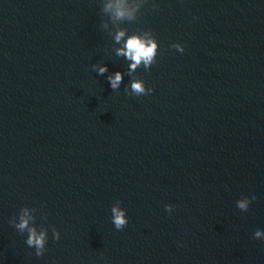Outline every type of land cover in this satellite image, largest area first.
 <instances>
[{
  "label": "water",
  "instance_id": "95a60500",
  "mask_svg": "<svg viewBox=\"0 0 264 264\" xmlns=\"http://www.w3.org/2000/svg\"><path fill=\"white\" fill-rule=\"evenodd\" d=\"M258 231L264 0H0V264H264Z\"/></svg>",
  "mask_w": 264,
  "mask_h": 264
},
{
  "label": "clouds",
  "instance_id": "9594fccd",
  "mask_svg": "<svg viewBox=\"0 0 264 264\" xmlns=\"http://www.w3.org/2000/svg\"><path fill=\"white\" fill-rule=\"evenodd\" d=\"M107 8L114 9V14L117 18H123L126 15L131 17L132 13L128 10H126L122 3H116L108 4ZM125 32L120 31L118 32L114 39L117 43H119L122 38L125 37ZM157 43L155 40L151 38H147L144 36L139 35H131L128 36L127 39L124 40L123 47L120 49H117V55H123L126 59L131 61L129 67L130 69L134 70L136 67H138L141 62H143L144 66L147 68L151 65V63L154 61V58L156 56L157 52ZM172 47H174L179 53L184 52V48L180 44H175ZM107 71L106 66L100 67L98 69L99 74H103ZM122 80V74L117 72L113 76L109 77V83L110 86L113 89L118 88L120 82ZM131 88L134 93L136 94H148L152 90L148 89L147 93L145 92L143 83L141 81H134L131 85ZM247 205L243 202L239 203L237 206V212L241 215L246 213ZM165 211L168 213H171L173 211L172 205H165ZM31 217L28 214L27 210H24L23 214L20 216V222L16 225V227L20 231H24L25 229H28V238L26 240V244L29 247H35L37 252V255L42 254V250L44 248L45 240H46V234L44 232H39L34 228L28 227V221ZM112 222L117 230H121L125 227V225L128 223L126 219V214L123 210H121L119 207H114L112 209ZM57 239L59 238V234H56ZM264 237V234L261 232H256L254 235V239H261Z\"/></svg>",
  "mask_w": 264,
  "mask_h": 264
}]
</instances>
